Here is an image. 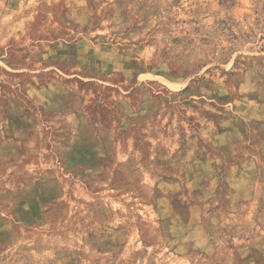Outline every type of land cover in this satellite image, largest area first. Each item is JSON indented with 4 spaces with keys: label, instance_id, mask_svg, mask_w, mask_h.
<instances>
[{
    "label": "rangeland",
    "instance_id": "rangeland-1",
    "mask_svg": "<svg viewBox=\"0 0 264 264\" xmlns=\"http://www.w3.org/2000/svg\"><path fill=\"white\" fill-rule=\"evenodd\" d=\"M0 264H264V0H0Z\"/></svg>",
    "mask_w": 264,
    "mask_h": 264
}]
</instances>
